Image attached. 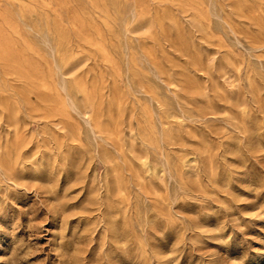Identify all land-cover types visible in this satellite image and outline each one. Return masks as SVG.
Listing matches in <instances>:
<instances>
[{
    "label": "rangeland",
    "instance_id": "1",
    "mask_svg": "<svg viewBox=\"0 0 264 264\" xmlns=\"http://www.w3.org/2000/svg\"><path fill=\"white\" fill-rule=\"evenodd\" d=\"M263 43L264 0H0V264H264Z\"/></svg>",
    "mask_w": 264,
    "mask_h": 264
},
{
    "label": "bare ground",
    "instance_id": "2",
    "mask_svg": "<svg viewBox=\"0 0 264 264\" xmlns=\"http://www.w3.org/2000/svg\"><path fill=\"white\" fill-rule=\"evenodd\" d=\"M238 4V3H237ZM229 26V25H228ZM246 36V35H245ZM88 44V43H87ZM264 44V43H263ZM146 52V51H145ZM11 63V62H10ZM12 64V63H11ZM14 65V64H13ZM3 66V65H2ZM23 70V69H22ZM24 75V73H23ZM27 80V79H26ZM101 80V79H100ZM93 82V81H92ZM24 83V82H23ZM90 83V82H89ZM56 89V88H55ZM21 90V89H20ZM81 92V91H80ZM28 93V92H27ZM31 94V93H30ZM114 94V93H113ZM119 95V94H118ZM54 101V100H53ZM39 112V111H38ZM96 129V128H95ZM17 139V138H16ZM59 146V145H58ZM17 148V147H16ZM7 151V150H6ZM120 176V175H119Z\"/></svg>",
    "mask_w": 264,
    "mask_h": 264
}]
</instances>
